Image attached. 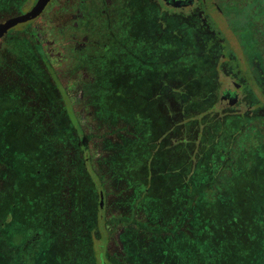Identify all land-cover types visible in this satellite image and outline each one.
Returning a JSON list of instances; mask_svg holds the SVG:
<instances>
[{"label":"rangeland","instance_id":"374dc122","mask_svg":"<svg viewBox=\"0 0 264 264\" xmlns=\"http://www.w3.org/2000/svg\"><path fill=\"white\" fill-rule=\"evenodd\" d=\"M130 1L126 13L129 14L131 24L136 26L140 25V11L144 17L143 10L149 15L156 7L153 0ZM33 3L34 0H9L5 6L0 7V21L30 9ZM70 3V0H51L40 17L24 27H13L11 34L13 36L23 34L25 39L31 42L30 46L39 55L40 65L43 64L42 67L49 74L54 91H0V140L4 139L10 144L13 152H10L12 157L8 161L11 167L5 166L4 153L0 154V232L3 231L0 234V244L8 242L7 238L10 237L13 242L22 244L26 242L24 249L20 247L15 252L0 250V264H58L59 262H55L56 257H60L61 264H64L63 255L79 257V253L73 252L72 249L69 248L71 253L65 250V226L60 228L61 225L59 227L53 224L56 222L60 224L59 216L65 214L64 204L60 203V208L53 210L49 223L48 209L54 196L51 197L48 193L53 190L55 192L57 187L56 196L66 201L73 199L72 193L76 190H79L77 192L84 198L83 203L94 202L99 194V210L93 219L96 228L90 231L95 264L123 263L128 254L123 250L121 241L125 225L117 218L120 215L117 208L124 206L120 202V199L125 197L121 192L126 193L128 188L133 187L134 195H137L142 187L138 179L140 174L144 181L143 189L148 191L150 188L164 195L169 188H178L179 173H186L188 168H191V174L197 170L199 176L206 172L211 177L216 172L212 170L209 173L211 163L213 164L218 154L225 152V141H230L234 136L232 135L234 132L230 131L232 136L224 139V132H220L221 125H225L230 118L222 113L220 92L223 84L231 85L228 78L221 76L223 74L220 70L218 74L221 78L212 72L210 79L206 67L196 71V62L192 60L193 75L186 79V84L190 81L189 91H152V86H143V81L140 80V70L147 69L144 65L149 62L136 51L129 52V58L124 62L99 54L96 58L92 56L86 62L78 64L75 70L72 67L74 62L70 61L66 65L65 59L58 55L59 48L47 39L46 29L53 28L50 37L56 38L60 21L65 19L64 17L69 19L71 15L68 8ZM57 5L63 6L64 10H58ZM209 11L220 24V29L230 37L232 45L222 47L224 55L230 48L238 53L241 49L221 20L220 14L211 4ZM210 25L213 31L215 26L213 23ZM6 35L7 33L0 38V49ZM37 39L42 41L43 50L35 43ZM45 50L50 60L54 61L55 70L49 66L45 56L42 58V51ZM82 71L94 78L89 83L87 80L84 82V76H81L82 89L89 87L90 91H79L75 76H79ZM199 80L203 87L198 85ZM4 82V80L1 82L2 90H5ZM183 84L185 85V80ZM193 87L198 91H194ZM43 92L45 95L41 96ZM252 93L260 94L257 91ZM262 98L264 99L260 95L259 99ZM248 100L245 97L241 104L232 107L230 112L239 110L242 114L251 108ZM65 116L72 127H74L72 122L77 121L81 124L84 135L94 136V139H87L88 151L79 146L75 127L72 133L73 137L77 138L76 148L74 145H65L63 134ZM113 116L117 119L114 120ZM245 118L249 128L254 130L264 128L263 121V123L255 121L250 115ZM50 125L58 127L57 132L51 130L53 135L48 132ZM38 126L39 131L36 130ZM140 127L147 129L145 131L143 129V139L130 135L129 130L132 129L140 136ZM48 139L56 151L62 150L61 158L57 160L55 157L51 158ZM258 142L260 143V140ZM66 147L73 153L66 155L64 151ZM139 148L140 152H136ZM139 153L140 155H137ZM260 156V151L252 147L247 155L250 164L248 163L240 172L232 171L235 178L233 177L230 187L234 188L222 205H219L229 212L227 216H221L228 225H223L224 235L218 234L221 237H218V241L211 242L212 245L220 242L222 236L229 238L233 222L243 223L242 218L237 215L240 213L239 203L244 192L242 187L249 181L250 191L254 194L264 193V185H259V182L264 181V163L261 164L262 167H255L261 160L264 161ZM138 162L140 173H137L136 181L119 175L121 173L118 169H122L123 166L135 168ZM73 165L76 167H72ZM191 174L190 188L193 175ZM55 176L62 181L58 182ZM164 195L161 198L165 197ZM12 213L21 218L15 215V220L11 222L9 218ZM203 213L206 214V211ZM55 214L57 215L54 216ZM137 218L140 219V215H137ZM214 224L217 226L219 223L214 221ZM248 232V228L245 227L238 236L245 237ZM204 235L208 239L207 234ZM70 238L72 240L74 236L70 234ZM209 241L208 239L203 246L208 245ZM73 242L78 243L74 240ZM199 247L201 245H189V249L194 252L199 250ZM230 247L228 241H225L221 250L218 246L213 247L208 255H200L201 262L227 264L230 253L226 250Z\"/></svg>","mask_w":264,"mask_h":264},{"label":"trees","instance_id":"16d2710c","mask_svg":"<svg viewBox=\"0 0 264 264\" xmlns=\"http://www.w3.org/2000/svg\"><path fill=\"white\" fill-rule=\"evenodd\" d=\"M8 1L0 0V7L6 5ZM25 24H19L16 28L24 27ZM12 31L13 28L7 32L3 47L0 49V91H54V85L49 81V74L42 67L43 61L40 65L39 55L30 46L31 42L26 40L23 34L11 35L13 34ZM7 36L12 37L7 38ZM195 47H193V53L198 56L200 53L197 52L198 48ZM43 56L45 55L42 54V58ZM3 80L5 81V90H2L3 86H1ZM43 95H45L44 92L41 93V96ZM113 119L116 120L117 118L113 116ZM64 121L65 145H74L76 148L77 138H74L72 133L74 127L76 129V124L72 122L74 126L72 127V124L67 121V116L64 117ZM245 121H247L245 116L241 118L233 116L227 119L225 125H221L220 132H224V139L234 136L231 138V142L225 141V152L221 155L218 154L214 158L213 164L211 163L209 173L216 170L211 177L206 172L199 176L197 170L192 175L191 168H188L186 173H179L178 188L171 187L166 190L164 195V193L152 191L150 188L148 191L143 189L144 181L140 174L138 179H140L142 187L138 190L137 195H134L135 190L133 187L128 188L126 193L121 192L122 196H125L120 199L124 206L117 208L120 210V215L117 218L125 225L121 241L123 250L127 251L128 257L120 264H204L201 262L202 257L200 255H208L209 251L213 250L215 246H218L221 250L225 241H228L231 246L229 250H226L230 253L227 264H264V193L254 194L250 191L249 181L242 187L244 192L239 203L241 208L240 213H237L242 218L243 223L233 222V229L228 234L229 238L225 236L226 239L222 236L220 242L211 244V242L218 241V237H221L218 234L224 235L222 230L225 226L223 225H228V222L222 219L221 216H227L229 212L227 209L219 207V205H222L223 201L229 197V192L234 188V186L230 187L232 180H234L232 171L240 172L248 165L250 159L247 155L252 147H256L261 153L260 158L264 159V128L251 129ZM131 127L134 129V126ZM56 129H58L56 125L48 126L50 134H52L51 130L56 131ZM143 129L140 127V136L132 129L129 130V133L142 138ZM36 130L39 131L40 126ZM230 131L234 133L231 135ZM2 140H0V154L4 153L3 162L5 166L11 167L8 161L12 157V154H10L12 150L10 144L6 143L4 139ZM49 143L51 158L59 159L62 150L56 151L51 141ZM140 145H142L141 141ZM64 151L66 155L73 153L69 150V147L68 149L67 147L64 148ZM136 152H140V148ZM137 155H140V153ZM137 158H140V156H137ZM196 162L198 161L196 160ZM263 163L264 161L261 160L255 167H262L261 164ZM72 167H76V165ZM118 171L122 174H119L120 176H127L129 179L136 181V175L140 173V164L138 162L135 168L123 166ZM190 174L192 175L191 188L189 185ZM55 179L57 180V178ZM125 181L128 182L127 179ZM187 184L189 187H183ZM259 185H264V181L259 182ZM57 190L48 193L49 196H54V200L51 201L52 204L50 203L48 209L50 211L49 223L53 210H58L60 203L61 205L64 204L65 214L59 216L61 219L60 224L59 222L53 224L59 227L61 225L60 228L65 226V250L71 253L70 248L73 252L79 253L80 257L75 258L69 254L61 255L64 258V264H95V257L90 243V231L96 228L93 219L96 211L99 210V194L95 197L94 202L89 203L86 201V203H83L84 198H82L81 193L77 192L79 190L72 193L73 199L71 201L62 200L56 196ZM162 195L165 197L161 198ZM256 195H259L258 198H255ZM150 199H152V204ZM156 201L159 203H156ZM204 211H206V214L203 213ZM137 215H140V219L137 218ZM214 221L219 224L216 226ZM245 227L249 231L245 234L246 236H238ZM70 234L74 236L72 240ZM204 234H207L210 241L208 245L203 246L208 240ZM73 240L78 243L75 244ZM189 245H201V247L194 252L189 249ZM55 262L61 264V258L56 257Z\"/></svg>","mask_w":264,"mask_h":264},{"label":"flooded vegetation","instance_id":"af4514ba","mask_svg":"<svg viewBox=\"0 0 264 264\" xmlns=\"http://www.w3.org/2000/svg\"><path fill=\"white\" fill-rule=\"evenodd\" d=\"M70 1L68 8L71 15L69 19L64 17L67 21H60L56 38L50 37L53 28L46 29V33L47 39L59 48L58 55L65 59L66 65L70 61L74 62L73 70L92 56L108 55L112 60L124 62L129 58V52L136 51L149 62L144 65L147 69L140 70L143 86H152V91H189L190 81L186 84V79L193 75L191 61L194 60L195 70L206 67L210 79L212 72L217 75L220 70L221 76L230 80L231 85L223 84L220 92L219 102L223 106L224 116L241 118L250 115L255 121L264 122V99H259L260 95L264 97V0H153L156 6L154 12L148 15L143 10V17L140 11L139 26L131 24L128 19L129 14L126 12L130 0ZM49 3L35 19L43 14ZM210 4L231 31L241 49L238 53L230 48L224 55L222 47H231L232 44L230 37L220 29V24L209 11ZM211 23L215 26L213 31ZM39 40L35 43L43 50L44 45ZM194 46L200 55L193 53ZM42 53L52 70H55L54 61L50 60L46 50ZM79 74L75 76L79 91H90L89 87L82 89L81 76H84V82L87 80L89 83L94 78L83 71ZM198 84L202 85V82L198 81ZM193 90L198 91L194 87ZM252 91L260 94L254 95ZM224 94L234 98L233 103L225 101ZM241 96L249 99L247 102L251 108L242 114L239 110L231 113L232 107L239 106L245 98ZM74 122L79 146L88 151L87 139H94V136L84 135L81 124ZM57 180L62 181L59 178ZM15 215L10 214L11 222L15 220ZM11 239L7 238L8 242L0 244V250L15 252L20 247L24 249L26 242L22 244Z\"/></svg>","mask_w":264,"mask_h":264},{"label":"water","instance_id":"95a60500","mask_svg":"<svg viewBox=\"0 0 264 264\" xmlns=\"http://www.w3.org/2000/svg\"><path fill=\"white\" fill-rule=\"evenodd\" d=\"M50 1L51 0H35L30 9L16 15H12L0 21V38H2L13 27L35 19L42 13L44 8ZM223 99L225 101H228L229 103H233L234 101V98L231 99L229 97H226V94L223 95Z\"/></svg>","mask_w":264,"mask_h":264}]
</instances>
